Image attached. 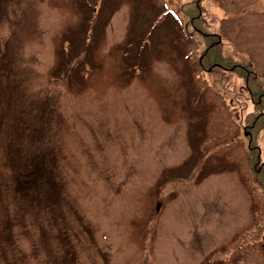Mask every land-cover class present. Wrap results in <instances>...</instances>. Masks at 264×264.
<instances>
[{
  "label": "rangeland",
  "instance_id": "rangeland-1",
  "mask_svg": "<svg viewBox=\"0 0 264 264\" xmlns=\"http://www.w3.org/2000/svg\"><path fill=\"white\" fill-rule=\"evenodd\" d=\"M165 1L0 0V264L226 263L250 194L228 143L196 148L174 43L194 0ZM200 6L222 61L264 81V0ZM221 73L243 122V79Z\"/></svg>",
  "mask_w": 264,
  "mask_h": 264
},
{
  "label": "trees",
  "instance_id": "trees-1",
  "mask_svg": "<svg viewBox=\"0 0 264 264\" xmlns=\"http://www.w3.org/2000/svg\"><path fill=\"white\" fill-rule=\"evenodd\" d=\"M147 1L154 8L166 3L165 0ZM184 7L179 9L187 19H177L179 31L175 34L174 43L186 66L187 90L192 108L199 112L196 148L203 150L228 143L222 155L223 161L237 172L251 199L249 223L220 251L227 256L225 264H264V162L261 161L258 145L259 137L264 134V81L249 65L222 61L219 34L204 33L196 24L202 17L200 0H194ZM95 25L93 23V27ZM201 36L203 40H200ZM73 59H77V56ZM65 61L60 58L63 66ZM83 68L78 69L80 76L85 74ZM222 70L233 71L243 79V88L248 92L253 106L243 122L236 117L225 94L232 83L227 81L220 88L217 87L221 78H225Z\"/></svg>",
  "mask_w": 264,
  "mask_h": 264
}]
</instances>
